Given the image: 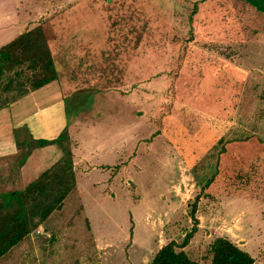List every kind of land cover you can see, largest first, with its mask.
<instances>
[{
	"label": "rangeland",
	"instance_id": "374dc122",
	"mask_svg": "<svg viewBox=\"0 0 264 264\" xmlns=\"http://www.w3.org/2000/svg\"><path fill=\"white\" fill-rule=\"evenodd\" d=\"M37 27L57 78L87 88L81 112L114 107L119 172L85 182L84 201L87 217L111 215L119 243L95 249L72 190L52 244L36 228L0 264H150L191 230L197 195V232L178 251L210 264L226 238L264 264V1L0 0V46ZM26 65L4 75L11 102L30 90Z\"/></svg>",
	"mask_w": 264,
	"mask_h": 264
},
{
	"label": "crops",
	"instance_id": "0c3cea01",
	"mask_svg": "<svg viewBox=\"0 0 264 264\" xmlns=\"http://www.w3.org/2000/svg\"><path fill=\"white\" fill-rule=\"evenodd\" d=\"M73 79V77L61 76L60 79L57 78L37 90L26 93L0 110V195L23 191L42 173L56 164L62 156L57 145H46L39 150L33 149L25 162L18 164L17 144L23 142V133L30 135L32 139L52 140L66 127L75 181L72 193L80 199L79 208L84 212L86 220L84 224L85 222L88 224L95 249L105 254L119 243L114 242L111 236H106L108 234L104 231L107 226L116 227V223L108 214L102 216L103 221L99 219L95 221L94 217H87L89 215L85 212L91 211V207L86 209L87 205L84 201V195H88L85 182L93 181L98 172L101 175L109 173L108 184L118 175V166L113 165L115 160L113 155L118 153V148L114 142L116 138L110 130L114 124H118V118L113 114L112 105L100 107L96 112L82 113L81 108L78 107V100L82 94L88 93L82 92L87 88L80 90ZM102 197L110 203L113 201V196L106 198L102 195ZM65 199L61 207L37 227L38 230L46 234L53 228L57 229L63 225L65 221L61 219L59 213L64 212ZM90 200L95 204L99 202L98 197L90 198ZM168 208L164 210L166 216L171 215L168 214ZM199 216L202 215H196L198 220ZM47 226L52 229L48 230ZM94 227L97 230H94ZM33 233L36 234L35 231ZM33 233L28 236L32 237ZM61 233L62 231L53 230L50 235L46 234L49 238L47 242L52 244L56 238L54 235L59 236Z\"/></svg>",
	"mask_w": 264,
	"mask_h": 264
},
{
	"label": "trees",
	"instance_id": "16d2710c",
	"mask_svg": "<svg viewBox=\"0 0 264 264\" xmlns=\"http://www.w3.org/2000/svg\"><path fill=\"white\" fill-rule=\"evenodd\" d=\"M25 64H27L26 67L35 71V77L31 81L30 90L20 86L22 88L18 90V96L37 90L57 79L54 60L40 27L26 30L10 42L0 46V110L11 103L7 95L8 86L3 82L5 73L13 70L16 65ZM52 144L57 145L62 152L56 164L42 173L23 191L0 195V257L41 225L51 213L58 210L67 194L74 189L72 154L66 127L55 139H32L29 142L18 143L17 162L20 165L23 164L34 148ZM212 181L213 178L208 180V183ZM198 200L199 195L194 198L190 206L189 217L192 220V227L181 244L170 241L162 246L150 264H198L191 260L185 252L178 251V249H183L197 232ZM211 254L210 264L254 263L253 257L248 252L226 238H216L213 241Z\"/></svg>",
	"mask_w": 264,
	"mask_h": 264
},
{
	"label": "built area",
	"instance_id": "2783aa9c",
	"mask_svg": "<svg viewBox=\"0 0 264 264\" xmlns=\"http://www.w3.org/2000/svg\"><path fill=\"white\" fill-rule=\"evenodd\" d=\"M36 233H37V234H40V231H39V230H37V231H36Z\"/></svg>",
	"mask_w": 264,
	"mask_h": 264
}]
</instances>
